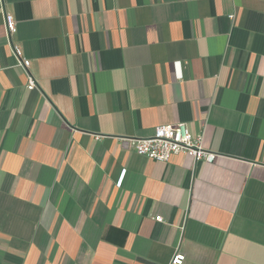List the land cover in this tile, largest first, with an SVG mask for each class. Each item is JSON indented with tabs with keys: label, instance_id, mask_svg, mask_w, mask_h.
I'll use <instances>...</instances> for the list:
<instances>
[{
	"label": "crops",
	"instance_id": "1",
	"mask_svg": "<svg viewBox=\"0 0 264 264\" xmlns=\"http://www.w3.org/2000/svg\"><path fill=\"white\" fill-rule=\"evenodd\" d=\"M178 123L212 163L120 145ZM176 250L264 264V0H0V264Z\"/></svg>",
	"mask_w": 264,
	"mask_h": 264
},
{
	"label": "built area",
	"instance_id": "2",
	"mask_svg": "<svg viewBox=\"0 0 264 264\" xmlns=\"http://www.w3.org/2000/svg\"><path fill=\"white\" fill-rule=\"evenodd\" d=\"M5 38L12 48L16 66L27 76V90L35 89V81L28 73V61L23 58L21 50L12 44L11 37L16 32V24L10 14L4 16ZM120 145L132 150L136 155L146 159L166 163L173 156L185 154L192 159L193 164L203 162L210 164L215 154L202 147V135H192L186 124L157 126L152 136L147 138H120ZM161 221L160 218H156ZM184 257L176 250L168 264H183Z\"/></svg>",
	"mask_w": 264,
	"mask_h": 264
}]
</instances>
